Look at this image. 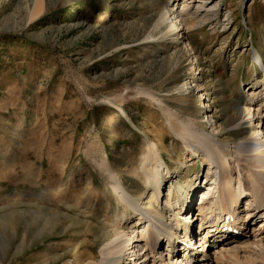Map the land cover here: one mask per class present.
Segmentation results:
<instances>
[{
	"label": "rangeland",
	"instance_id": "obj_1",
	"mask_svg": "<svg viewBox=\"0 0 264 264\" xmlns=\"http://www.w3.org/2000/svg\"><path fill=\"white\" fill-rule=\"evenodd\" d=\"M261 80L264 0H0V264L98 263L103 231L123 211L111 174L131 198H149L141 175L154 161L160 204L197 179L179 217L203 227L199 206L213 174L185 145L184 126L196 121L199 131L235 143L245 133L229 129L230 103L243 110L239 100L258 91L264 103ZM260 119L264 125V112ZM232 165L235 176L240 166ZM249 178L242 170L247 191ZM261 229L264 218L247 237L237 229L210 250V264H264ZM197 239L190 253L200 264ZM167 247L155 252L171 263ZM144 252L129 246L122 264Z\"/></svg>",
	"mask_w": 264,
	"mask_h": 264
},
{
	"label": "bare ground",
	"instance_id": "obj_2",
	"mask_svg": "<svg viewBox=\"0 0 264 264\" xmlns=\"http://www.w3.org/2000/svg\"><path fill=\"white\" fill-rule=\"evenodd\" d=\"M186 3L187 2L182 3L183 6L176 9L175 19L181 16L182 11L188 9ZM167 20L168 15L165 13L163 15V21ZM173 26L177 28V23L174 22ZM260 83L263 84L262 89L264 91V81L261 80ZM257 93H259V91ZM257 93L250 95L249 98L245 100H239V102H246L243 110L237 108V101L230 103L231 106L228 112L229 129L245 133V135L235 143L227 144L226 142L216 139L215 136L217 133L215 132L212 135H208L199 131L196 121H192L184 126L185 136L182 138H185V145L189 150L194 152V155L198 151V155H201L203 161L208 164L209 171L207 170V173L213 174L212 177L209 178L211 182H209L208 192L202 196L199 206V213L201 214L200 216H202L200 221L204 218L206 224L200 229L198 225V228L193 230L189 228L188 217L183 216V219L179 217L184 210V205L180 204V200L183 199L185 202L189 200L192 192L196 189L195 184L197 179L193 183L189 181L185 183L184 194L182 195V191L180 190L177 200L172 202V197H166L163 203L160 204L158 198L160 195V183L162 182L160 176L155 175L157 171H154V167L158 166V161H154L151 166L146 165L141 175L143 179L145 178L143 184L146 187L152 186L150 188L151 194L149 198L148 196H144L142 191H139L135 198H131L130 194L126 192V186L121 182L122 180H115L117 174L112 173L109 179L111 182L110 185L115 189L118 195V202L120 203V201H122L121 206L123 211L116 220V227L110 231L106 229L103 231L106 241L101 247L100 260L96 264L124 263L123 254L129 246L131 247V251L137 255L145 250L143 253L145 258L139 262L134 258L132 260L133 264H136V262L139 264H146L147 258H152L153 260L156 258L160 259L161 264H191L192 261H194L193 264H195L198 261V256L190 253V249H192L190 248V243L192 238L196 236L198 238L197 246L201 247L200 251L203 252L199 257L200 264H210L212 261H215V259L213 260L211 257L210 250H214L216 248L215 245L219 242H227L237 237V233H241L239 231L233 234L228 232L229 229L231 231H238L237 229L244 228L245 231L242 236L247 237V227L257 222V220L263 221L264 187L262 188V185L264 184V125L261 122L260 116L264 112V103L259 102V97L255 96ZM197 107H203V104L197 105ZM232 163L240 166L238 171H236L237 176L233 174L234 169ZM242 170H246V174L250 177L248 181L253 185V188H250L249 191L246 190L247 184L242 179ZM253 175L255 176L254 178ZM171 177L172 174H170V178ZM211 185L215 186L211 188ZM169 194L173 193L168 192V195ZM211 196H215L216 198H212V200ZM245 196L250 197V199L245 203V207L239 208L241 199ZM150 199H154L156 206H152ZM128 210L130 211L129 214L131 213L130 215L127 214ZM133 215H137L138 218L136 222L127 227L125 225L127 218L130 219L135 217ZM140 221L147 222L144 233L137 234L136 228L131 232L127 231L130 227L136 226ZM223 227L226 228L225 231ZM255 228L258 229L259 227L253 226L251 232L256 231ZM261 232H264V229H261ZM257 235L258 233L250 237L256 238ZM148 237L149 241L147 239ZM208 237H212L213 240L207 244L206 239ZM163 242H167V250L173 247L171 255V259L173 260L171 263L165 262V260L163 261L162 253L157 255L159 253L155 252L158 245H162ZM236 242L240 241L238 240ZM180 245H182V247ZM247 245L251 246L250 244ZM260 246H262V244ZM234 247L235 249L236 247L237 249L242 248L240 245H235ZM136 248H138V250L141 249V252L138 253V250H135ZM221 254L222 253H220V255ZM212 255L214 256V254ZM182 257L183 259H181ZM178 258H180L179 262L177 261L179 260ZM129 259L131 260L132 258Z\"/></svg>",
	"mask_w": 264,
	"mask_h": 264
}]
</instances>
